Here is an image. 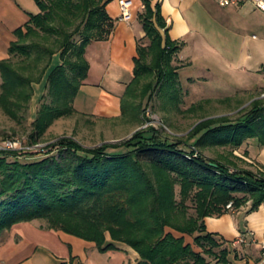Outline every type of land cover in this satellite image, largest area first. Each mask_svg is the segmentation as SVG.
<instances>
[{
    "label": "trees",
    "instance_id": "trees-1",
    "mask_svg": "<svg viewBox=\"0 0 264 264\" xmlns=\"http://www.w3.org/2000/svg\"><path fill=\"white\" fill-rule=\"evenodd\" d=\"M152 1L143 0L145 38L138 41L134 76L121 97L120 118L127 120H147L144 103L156 94L173 108L182 101V66L175 61L185 41L170 36L161 4ZM35 2L39 12L15 29L9 56L0 60V108L11 119L23 120L35 83L46 81L29 143L40 142L57 119L77 114L74 102L91 68L88 46L115 28L109 0ZM261 95L239 118L201 120L186 139L148 126L94 147L64 136L48 144L44 156L27 161L19 157L31 152L0 151V236L16 224L41 220L45 229L94 242L100 251L126 244L139 255L138 264H237V247L208 231L206 218L248 203L249 211L264 206V164L255 171L203 149L239 148L250 139L264 146Z\"/></svg>",
    "mask_w": 264,
    "mask_h": 264
},
{
    "label": "rangeland",
    "instance_id": "rangeland-1",
    "mask_svg": "<svg viewBox=\"0 0 264 264\" xmlns=\"http://www.w3.org/2000/svg\"><path fill=\"white\" fill-rule=\"evenodd\" d=\"M247 42L248 45H251L255 40L251 38ZM210 51L212 50L202 46L198 48L190 44L179 53L175 64L182 66L179 69L182 101L179 102L178 108L167 105L166 99L156 94L148 105L146 102L144 103L147 120L143 121L127 120L120 117L118 119L84 118L85 116L79 114L59 118L43 135L40 141L42 146L29 150L28 152H31L29 154H22L19 157L20 160L41 158L45 155L44 153H47L46 146L48 144L54 143L64 136L74 137L86 147H94L105 142L123 141L141 128L154 126L171 137L186 139L189 131L201 120L225 115L232 119L239 118L248 111L256 97L260 94H262L261 97H264V82H261V78L255 73L252 74L256 75L253 87L243 89L251 84L249 80L251 71L255 72L260 68L257 58L255 56L253 59L251 57L246 60L245 56H240V52H237L236 55L219 56ZM59 59H55V65L59 63ZM243 66L251 71L244 70ZM45 94H47L46 81L35 83L31 106L24 111L22 121L11 119L0 108V140L19 137L29 142L30 122L36 117ZM193 104L199 105L196 111L185 112ZM259 145L257 140L250 139L239 148L216 146L203 149V152L209 157L231 159L241 167L258 171L260 168L258 163L262 162L252 157L249 150H252L253 146ZM14 158V156L10 157L11 160ZM33 222L37 227L45 229L43 221ZM19 228H12L0 236V264H15L28 256H32L34 264H60L63 260L69 261L72 256H77L76 264L79 262L80 264H138L140 259L137 252L126 244L120 243V249L100 251L94 242L62 231L59 234L60 237L54 234L57 237L54 244H44L27 232L19 231L22 238L17 232ZM191 239L188 237V240ZM69 242L74 243L76 249ZM237 254L239 255L237 264H249L250 256L254 259L253 264L258 259L263 260L262 264H264V256L259 245L253 249V246L247 247L239 243ZM210 264H217L216 260L211 259Z\"/></svg>",
    "mask_w": 264,
    "mask_h": 264
},
{
    "label": "crops",
    "instance_id": "crops-1",
    "mask_svg": "<svg viewBox=\"0 0 264 264\" xmlns=\"http://www.w3.org/2000/svg\"><path fill=\"white\" fill-rule=\"evenodd\" d=\"M119 1L109 0L107 4V11L115 20L112 34L106 40L92 42L87 49L91 68L74 102L77 114L84 118L118 119L122 113L121 97L134 76L138 41L145 38L139 20L145 5L143 0H131L133 17L127 22L120 19ZM152 2L153 5L161 4L169 34L173 39L185 41L183 49L192 44L212 50V54L219 56L236 55L237 52L245 56L246 60L256 56L260 68L255 72L243 66L244 70L251 71V84L243 89L253 87L256 75L264 82V11L253 3L223 7L215 0ZM37 12L39 7L35 0H0V60L9 56L10 43L16 38L15 29L27 23L31 14ZM251 38L255 42L248 45L247 41ZM254 73L255 76L252 75ZM249 151L252 157L264 164L263 145L253 146ZM249 208L250 203L221 216L207 217L208 231L222 235L236 247L239 245L238 240L244 238L246 242L242 245L253 246V249L259 245L261 248L264 242V206L255 211H249ZM18 225L23 227L19 228ZM13 228H19V236L25 231L44 244H54L61 234V231L57 233L55 230L37 227L34 222H22ZM72 244L76 249L75 244ZM248 261L253 264V257L250 256ZM262 263L263 260L258 259L254 264ZM15 264H34V261L32 256H28Z\"/></svg>",
    "mask_w": 264,
    "mask_h": 264
},
{
    "label": "built area",
    "instance_id": "built-area-1",
    "mask_svg": "<svg viewBox=\"0 0 264 264\" xmlns=\"http://www.w3.org/2000/svg\"><path fill=\"white\" fill-rule=\"evenodd\" d=\"M219 3V5L223 7L228 6H237L244 2L253 3L258 9L264 11V0H215ZM121 6V16L120 19L130 22L132 20V1L131 0H120ZM42 145L40 142L37 143H29L25 139H21L19 137H9L6 139L0 140V151H29L33 149H38ZM47 149V148H46ZM227 207L229 209L233 208L232 202H230ZM246 240L244 238H240L238 243L243 244ZM262 253L264 256V242L261 244Z\"/></svg>",
    "mask_w": 264,
    "mask_h": 264
}]
</instances>
